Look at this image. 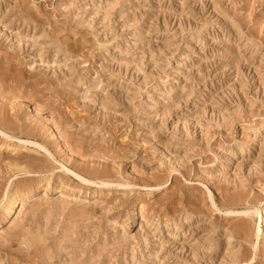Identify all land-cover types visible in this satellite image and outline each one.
Listing matches in <instances>:
<instances>
[{"label":"rangeland","instance_id":"rangeland-1","mask_svg":"<svg viewBox=\"0 0 264 264\" xmlns=\"http://www.w3.org/2000/svg\"><path fill=\"white\" fill-rule=\"evenodd\" d=\"M0 264H264V0H0Z\"/></svg>","mask_w":264,"mask_h":264},{"label":"bare ground","instance_id":"bare-ground-1","mask_svg":"<svg viewBox=\"0 0 264 264\" xmlns=\"http://www.w3.org/2000/svg\"><path fill=\"white\" fill-rule=\"evenodd\" d=\"M15 200V199H14ZM14 202V201H13ZM13 204V203H12ZM9 211H11L12 210V205L10 204V207L9 208H7ZM6 216V215H5ZM260 216H261V218H262V211H260Z\"/></svg>","mask_w":264,"mask_h":264}]
</instances>
